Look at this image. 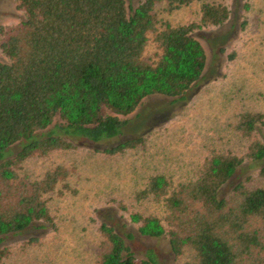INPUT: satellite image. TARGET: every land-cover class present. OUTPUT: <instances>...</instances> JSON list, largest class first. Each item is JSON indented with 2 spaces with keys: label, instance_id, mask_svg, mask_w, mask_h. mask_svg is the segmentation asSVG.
<instances>
[{
  "label": "trees",
  "instance_id": "1",
  "mask_svg": "<svg viewBox=\"0 0 264 264\" xmlns=\"http://www.w3.org/2000/svg\"><path fill=\"white\" fill-rule=\"evenodd\" d=\"M196 1L194 21L159 16ZM242 5L247 10L249 0ZM16 7L17 23L0 26V264L7 237L54 226L47 195L73 190L64 166L31 178L19 173L23 161L122 136L147 96L184 98L207 58L191 31L220 26L230 14L214 0H16ZM149 40L159 49L153 61L143 57ZM234 116L229 128L247 139L243 153L210 147L191 176L151 172L117 202L140 235L165 237L184 264H264V182L246 177L223 189L245 159L257 161L264 181V141L256 136L264 114ZM144 139L96 150L115 156ZM97 229V264H157L153 249L134 250L131 232L106 221Z\"/></svg>",
  "mask_w": 264,
  "mask_h": 264
},
{
  "label": "rangeland",
  "instance_id": "2",
  "mask_svg": "<svg viewBox=\"0 0 264 264\" xmlns=\"http://www.w3.org/2000/svg\"><path fill=\"white\" fill-rule=\"evenodd\" d=\"M214 1L228 6L229 18L220 26L191 31L207 58L203 76L184 98L147 96L129 115L122 136L23 161L19 173L31 178L54 165L64 166L68 171L65 181L73 190L47 195L54 226L30 228L3 241L1 247L6 246L8 253L4 264H97V226L101 221L131 232L139 255L150 248L157 264H184L186 258L176 260L165 237L140 235L117 202L129 200L151 172L179 179L191 176L210 147L243 153L247 139L231 131L229 123L242 110L264 114V0H249L247 10L243 0ZM199 4L196 1L159 16L172 24L191 22L198 16ZM21 15L16 0H0V26L17 23ZM158 52L149 40L143 57L153 61ZM0 57L4 58L1 53ZM134 136H144L145 146L115 156L96 150ZM256 136L264 141V124L257 128ZM256 162L245 159L224 192L246 177H251V185L264 182L257 175Z\"/></svg>",
  "mask_w": 264,
  "mask_h": 264
}]
</instances>
